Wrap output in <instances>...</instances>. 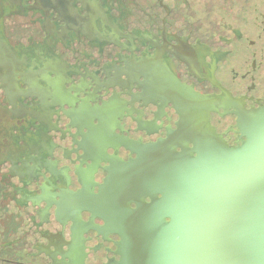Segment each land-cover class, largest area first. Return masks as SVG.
<instances>
[{"label":"flooded vegetation","instance_id":"1","mask_svg":"<svg viewBox=\"0 0 264 264\" xmlns=\"http://www.w3.org/2000/svg\"><path fill=\"white\" fill-rule=\"evenodd\" d=\"M28 11L37 16L24 38L15 18ZM10 24L32 47L21 58L0 49L4 115L28 127L11 134L5 118L2 136L29 168L7 159L18 174L2 185L16 186L28 227L2 243L1 263L122 264L120 235L74 198L98 194L115 161L137 157L121 140L176 129L180 85L205 97L209 123L232 145L245 138L236 111L264 103V0H0V26Z\"/></svg>","mask_w":264,"mask_h":264},{"label":"water","instance_id":"2","mask_svg":"<svg viewBox=\"0 0 264 264\" xmlns=\"http://www.w3.org/2000/svg\"><path fill=\"white\" fill-rule=\"evenodd\" d=\"M180 86L178 127L156 142L122 139L137 157L74 198L120 235L122 264H264V103L236 111L245 138L232 145L205 97Z\"/></svg>","mask_w":264,"mask_h":264},{"label":"rangeland","instance_id":"3","mask_svg":"<svg viewBox=\"0 0 264 264\" xmlns=\"http://www.w3.org/2000/svg\"><path fill=\"white\" fill-rule=\"evenodd\" d=\"M23 15H24L23 16L24 20H22V17H20L21 16L20 14L15 19H16V21H18V26L21 22H24V21L26 22L24 25L25 36L23 35L24 38H26V37H28V36H26V34L31 33V29H32V26H31L32 24L27 23V21L29 20L28 18L30 16L36 15V14H33L30 11H28ZM1 20H2V18H1ZM32 37L33 36L30 35V39H32ZM21 38H22V36L20 34V30L13 29L11 24L8 26L7 25L6 26L3 25L2 27L0 26V49L5 47V46L6 47L9 46L12 50H13V47L15 49L18 48L21 51V52H19L18 49L16 50L17 54L19 55V58H21L22 54L25 55L27 53V52L22 51L23 49L26 50V49H29L32 47V43H29V41L27 39L21 40ZM16 87L18 89L22 88V87L20 88V85H17ZM5 102H6V94H5L4 89L0 86V248H1L3 242H5L6 240L9 241L13 237V235L17 236V234L18 235L22 234V232L25 230V227L26 228L28 227V224L25 226L26 219L24 216V207H21V209H22V210H20L21 213L18 212L15 205L12 202L13 197H10V195L15 196V198L18 197L17 193H14L16 191V188H15L16 186H13L12 190L13 189L14 190L12 191L10 189V187H8L6 185H2V179L4 178V176H6V174H9L12 177H16V175L19 172L23 171L22 168L24 166V163H22V165H21V163L19 162L20 161L19 159H21V161H22V158H17V157H20L18 155V151L20 149L18 147L19 145H17V143L14 142L15 138L12 141H9L12 143L8 144V147L4 148V146H6L5 145L6 143L4 144L5 140H3V136H2L4 134L2 132V130L6 131V125L4 124V119L8 118L10 120V122H12V124L15 125V126H13L14 130L12 127L9 128L11 130V132H10L11 134L18 133V131L16 130V127H20L21 125H24L27 128L28 125H27V122L25 123V121H21V120H19L15 123L13 118H11V115H9V114L4 115L5 111H8V110H6V106H4ZM31 102H37V101L26 100L25 103L28 104ZM36 126H41V123L34 124V129ZM29 129H32V128L29 127ZM34 129H32V130H34ZM64 145H66L65 141H62V143H59V146H58L59 149H62V147ZM44 157L48 158V154L42 153L41 159H43ZM23 158L25 159L26 157H23ZM7 159L13 160V162H14L13 164H14V166L16 165L17 172L19 170L18 173H16V171H15V172H12L13 174H11V172H10L11 171V164H10L11 162L4 163ZM18 163H20V165H21L20 167L18 166ZM8 195L10 198L7 197ZM2 197H7V200L3 199ZM39 206H41V205H39ZM15 210H16V212H13ZM31 210L33 211V209H31ZM11 226H12V228H11ZM2 231H3V233H2ZM44 244H46V243H44ZM1 249H0V255H2ZM10 249H12V247H6L5 253H7V251Z\"/></svg>","mask_w":264,"mask_h":264},{"label":"crops","instance_id":"4","mask_svg":"<svg viewBox=\"0 0 264 264\" xmlns=\"http://www.w3.org/2000/svg\"><path fill=\"white\" fill-rule=\"evenodd\" d=\"M24 162H25V160H24ZM26 163H28V162L26 161V162L24 163V167H26V168L28 169L29 167L26 166Z\"/></svg>","mask_w":264,"mask_h":264}]
</instances>
